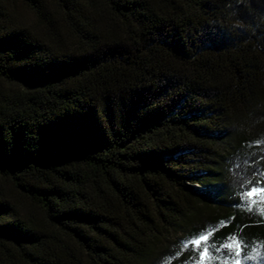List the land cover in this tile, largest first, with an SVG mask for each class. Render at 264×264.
I'll return each instance as SVG.
<instances>
[{
  "label": "trees",
  "instance_id": "16d2710c",
  "mask_svg": "<svg viewBox=\"0 0 264 264\" xmlns=\"http://www.w3.org/2000/svg\"><path fill=\"white\" fill-rule=\"evenodd\" d=\"M262 210L264 0H0V264L264 258Z\"/></svg>",
  "mask_w": 264,
  "mask_h": 264
},
{
  "label": "rangeland",
  "instance_id": "374dc122",
  "mask_svg": "<svg viewBox=\"0 0 264 264\" xmlns=\"http://www.w3.org/2000/svg\"><path fill=\"white\" fill-rule=\"evenodd\" d=\"M245 180L248 179L245 178ZM262 187L258 181H250L245 190L247 194L251 193V195H248L251 200L261 202L263 200V195L260 193ZM228 245L231 247H225L218 252L220 259H217L218 257L207 258L205 252L201 250L197 255L186 253L197 249V244H190L181 238L177 242L170 241L163 244L153 254L154 256L149 264H264V258L262 257L243 255L241 248L236 243L231 242Z\"/></svg>",
  "mask_w": 264,
  "mask_h": 264
},
{
  "label": "snow or ice",
  "instance_id": "6c2138e0",
  "mask_svg": "<svg viewBox=\"0 0 264 264\" xmlns=\"http://www.w3.org/2000/svg\"><path fill=\"white\" fill-rule=\"evenodd\" d=\"M248 195H251V193H248ZM249 207H250V205H249ZM262 211H264V210H262ZM205 239H207L205 236L200 237V240H205ZM199 242H200L199 240L193 241V243H195L197 245H199ZM223 247H231V246L230 245H223ZM219 250L220 249H216V251H219ZM205 252H207V248H205ZM201 255H203V254H201Z\"/></svg>",
  "mask_w": 264,
  "mask_h": 264
}]
</instances>
